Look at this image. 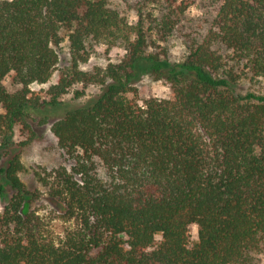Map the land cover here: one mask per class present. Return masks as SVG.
Instances as JSON below:
<instances>
[{"label": "trees", "instance_id": "trees-1", "mask_svg": "<svg viewBox=\"0 0 264 264\" xmlns=\"http://www.w3.org/2000/svg\"><path fill=\"white\" fill-rule=\"evenodd\" d=\"M64 30L72 62L36 92ZM146 32L107 0H0V264H252L264 252V0H222L179 61L149 51ZM90 41L126 54L85 71ZM145 74L172 96L131 97ZM7 77L22 89L9 92ZM90 87L99 92L81 101ZM47 124L74 160L50 185L76 222L60 242L30 210L40 192L20 177L23 148Z\"/></svg>", "mask_w": 264, "mask_h": 264}, {"label": "rangeland", "instance_id": "rangeland-1", "mask_svg": "<svg viewBox=\"0 0 264 264\" xmlns=\"http://www.w3.org/2000/svg\"><path fill=\"white\" fill-rule=\"evenodd\" d=\"M111 9L120 12L133 24L139 21L145 25L148 37L149 51L160 55L170 61H179L186 57L189 45L201 41L212 28L219 12L222 0H107ZM170 17V31H164L160 24L163 18ZM63 42L57 47L59 63L48 83L31 85L32 90L43 92L59 80L61 70L72 62V53L66 30L62 32ZM89 60L81 64L85 71H92L96 67L106 68L110 63H117L126 54V50L119 43L90 41L88 43ZM4 86L11 93L22 89L21 84L7 77ZM134 92L130 93L139 102L143 103L150 98H170L172 89L165 80H156L150 74L141 76L135 85ZM258 87V86H254ZM81 88V87H77ZM247 88H250L247 85ZM99 92L98 88L87 89L85 101L93 94ZM74 90L67 95L68 102L72 101ZM56 115H59L57 113ZM37 136L22 150V162L26 170L20 174L28 188L39 191V197L30 202V210L37 213L42 222V229L48 237L60 242L61 239L76 226L75 220H67L64 210L56 199L51 196L50 185L54 183V171L66 167L70 171L74 160L60 147L58 138L51 130V124L35 125ZM25 133L18 129L16 141L26 140ZM4 202L0 198V212ZM191 242L198 241V226H191ZM158 241L161 236H157ZM252 264H264V252L255 255Z\"/></svg>", "mask_w": 264, "mask_h": 264}]
</instances>
